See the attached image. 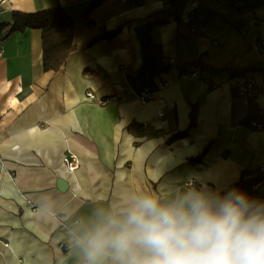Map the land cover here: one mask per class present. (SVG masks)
I'll use <instances>...</instances> for the list:
<instances>
[{"label": "crops", "instance_id": "1", "mask_svg": "<svg viewBox=\"0 0 264 264\" xmlns=\"http://www.w3.org/2000/svg\"><path fill=\"white\" fill-rule=\"evenodd\" d=\"M92 1L0 0V22L62 6L76 20L77 46L44 72L40 30L1 44L0 264H72L68 217L123 188L159 193L195 180L264 201V183L253 188L264 131L252 126L264 123V99L247 104L234 85L241 74L264 83V0H106L85 17ZM204 54L202 79L180 77ZM169 57L177 63L165 68ZM145 88L155 98L143 104ZM87 91L120 99L100 106ZM72 154L81 162L73 173L63 163Z\"/></svg>", "mask_w": 264, "mask_h": 264}, {"label": "clouds", "instance_id": "2", "mask_svg": "<svg viewBox=\"0 0 264 264\" xmlns=\"http://www.w3.org/2000/svg\"><path fill=\"white\" fill-rule=\"evenodd\" d=\"M63 235L72 264H264V201L195 180L123 188L73 212Z\"/></svg>", "mask_w": 264, "mask_h": 264}, {"label": "trees", "instance_id": "3", "mask_svg": "<svg viewBox=\"0 0 264 264\" xmlns=\"http://www.w3.org/2000/svg\"><path fill=\"white\" fill-rule=\"evenodd\" d=\"M106 0H93L90 3L85 17H88L94 9L101 6ZM175 0H171L173 4ZM36 29L42 32L43 47V70L44 72L58 71L67 59L77 51L74 42L76 33V20L71 17L62 6L44 10L36 13H24L12 11L9 21L0 22V44L5 42L14 34H24L27 30ZM119 29L104 32L96 36L87 46L101 40H112L119 34ZM194 114V110L193 113ZM187 132L177 134V137H184ZM205 148L202 154L190 158L189 163L200 162L207 152ZM233 185L231 188H236Z\"/></svg>", "mask_w": 264, "mask_h": 264}, {"label": "built area", "instance_id": "4", "mask_svg": "<svg viewBox=\"0 0 264 264\" xmlns=\"http://www.w3.org/2000/svg\"><path fill=\"white\" fill-rule=\"evenodd\" d=\"M134 4H141L142 0H130ZM258 43L257 46L261 52L264 53V38L261 34H257ZM2 46L0 44V57L2 56ZM207 59L206 54L202 55L199 59V63L190 64L189 73L180 75V77H190L195 79H202V75L199 73V66L203 64ZM177 61L174 57H169L164 60L165 68H170ZM169 83L165 82L160 86V89L168 87ZM235 89L237 91V95L245 100L247 104H251L253 102L258 103L262 99H264V83L259 85L255 82L251 77L241 74L234 79ZM155 98V93L151 92L149 89L145 88L138 96V99L143 103H147ZM118 95H110L102 98H98L93 91H87L85 94V100L90 103H94L100 106H106L108 104L119 102ZM264 114V109L261 111ZM252 126L257 130L264 131V123L259 124L257 122H252ZM64 166L68 172H75L80 167V160L76 155H70L64 158L63 160ZM264 183V161L261 162L258 166V181L253 185L254 189H258Z\"/></svg>", "mask_w": 264, "mask_h": 264}, {"label": "water", "instance_id": "5", "mask_svg": "<svg viewBox=\"0 0 264 264\" xmlns=\"http://www.w3.org/2000/svg\"><path fill=\"white\" fill-rule=\"evenodd\" d=\"M58 184H59V187H60L61 189H64V188L67 186L66 182H64V181H62V180H60Z\"/></svg>", "mask_w": 264, "mask_h": 264}]
</instances>
